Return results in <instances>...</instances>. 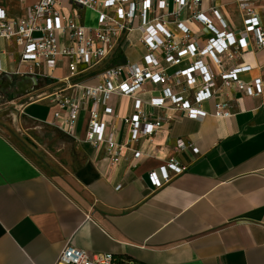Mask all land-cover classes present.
Segmentation results:
<instances>
[{"label": "crops", "instance_id": "obj_1", "mask_svg": "<svg viewBox=\"0 0 264 264\" xmlns=\"http://www.w3.org/2000/svg\"><path fill=\"white\" fill-rule=\"evenodd\" d=\"M37 1L26 0V4ZM0 5L11 16L24 14L25 4L17 0H0ZM212 8L231 30L242 27L236 0H202L201 11L220 28ZM168 10H175L173 0H168ZM88 12L82 11V18L89 25ZM262 16L264 20V0ZM153 17L150 13L149 19ZM190 17L188 9L180 15L191 36L203 44L212 34ZM140 24L138 19L136 26ZM167 26L177 38L183 36L175 24ZM146 53L136 29L120 41L108 64L138 62ZM14 58L15 63L6 59L8 73L0 75V99L7 97L0 106L14 107L17 123L26 116L47 125L54 136H60L64 147L76 149L80 161L70 177L73 185L50 178L5 132L1 123L9 118L0 113V264H56L68 244L110 253L115 264H264V95L248 96L232 89V115L214 116L216 100L211 99L202 105L208 112L202 120L169 106L148 104L146 109L153 117L165 119L163 131L152 145L142 139L113 164L104 150H96L86 141L87 110L70 135L52 123L48 100H32L64 82L70 73L68 60L58 62L52 77H42L14 74L19 67L18 56ZM236 62L251 66L240 75L245 82L264 80V48L245 53ZM189 63L185 60L170 73ZM102 69H88L77 78L96 83ZM20 80L23 85L15 89ZM164 88L148 83L139 97L148 102ZM185 89L183 81L176 92ZM133 102L128 96L111 100L115 110L112 123L119 130L120 143L127 141L124 118L134 111ZM36 105L45 108L43 116L29 112ZM135 150L148 155L136 158ZM172 156L187 169L156 189L149 173L159 172Z\"/></svg>", "mask_w": 264, "mask_h": 264}, {"label": "built area", "instance_id": "obj_2", "mask_svg": "<svg viewBox=\"0 0 264 264\" xmlns=\"http://www.w3.org/2000/svg\"><path fill=\"white\" fill-rule=\"evenodd\" d=\"M17 1L25 4L23 15L11 16L0 5V75L8 73L6 59L9 57L15 63V55L19 67L14 74L23 76L52 77L58 62L67 59L69 76L52 92L41 91L38 99L49 101L52 123L70 135L77 128L81 113L87 110L90 117L86 141L96 150H104L113 164L142 139L152 145L163 131L165 119L153 117L146 109L148 104L157 108L169 106L202 120L208 115L202 105L211 99L216 100L214 116L232 115V89L248 96L264 95V80L245 82L240 75L250 71L251 66L236 62L245 53L264 48L262 0H236L243 17L242 27L236 30H231L220 12L212 8L221 24L220 28L215 27L200 9L202 0H173V12L168 10V0H38L31 5L26 0ZM184 9L190 10L191 21L204 24L211 32L203 44L191 36L190 29L181 21ZM82 11L94 13L95 23H84ZM150 13L153 19H149ZM138 19L141 24L136 26ZM170 22L181 31V38L168 29ZM136 29L147 49L142 60L108 64L120 41ZM182 41L186 44L182 45ZM185 60L190 61L187 68L170 73ZM97 67L103 69L96 83H84L77 78ZM183 81L187 89L179 94L176 88ZM148 83L165 88L145 102L139 94ZM113 96H128L134 101V111L124 118L128 125L125 143H120L119 130L112 123ZM145 155L148 153L141 150L135 152L136 158ZM186 169L172 156L159 172H150L149 178L159 189ZM56 264H115V258L110 253H94L68 244Z\"/></svg>", "mask_w": 264, "mask_h": 264}, {"label": "rangeland", "instance_id": "obj_3", "mask_svg": "<svg viewBox=\"0 0 264 264\" xmlns=\"http://www.w3.org/2000/svg\"><path fill=\"white\" fill-rule=\"evenodd\" d=\"M91 12H88V23L94 24ZM38 95H34L33 99H38ZM6 98L0 99L4 101ZM45 108L36 105L29 112L43 116ZM0 113L8 116L6 123H1L5 132L11 137L12 141L24 151H26L32 159L37 163L43 173L53 178L57 182L73 185L71 178L73 171L78 167L80 159H78L76 149L71 145L64 147V142L60 136L52 134L49 127L45 124L34 122L24 116L18 121L13 119L14 107L0 106ZM17 125L13 127V125Z\"/></svg>", "mask_w": 264, "mask_h": 264}, {"label": "water", "instance_id": "obj_4", "mask_svg": "<svg viewBox=\"0 0 264 264\" xmlns=\"http://www.w3.org/2000/svg\"><path fill=\"white\" fill-rule=\"evenodd\" d=\"M23 83H24V80H20V81L16 82L15 89H19V87H21L23 85ZM15 96H16V94H15Z\"/></svg>", "mask_w": 264, "mask_h": 264}, {"label": "snow or ice", "instance_id": "obj_5", "mask_svg": "<svg viewBox=\"0 0 264 264\" xmlns=\"http://www.w3.org/2000/svg\"><path fill=\"white\" fill-rule=\"evenodd\" d=\"M110 2H111V0H110Z\"/></svg>", "mask_w": 264, "mask_h": 264}, {"label": "trees", "instance_id": "obj_6", "mask_svg": "<svg viewBox=\"0 0 264 264\" xmlns=\"http://www.w3.org/2000/svg\"><path fill=\"white\" fill-rule=\"evenodd\" d=\"M115 258V257H114ZM116 259V258H115Z\"/></svg>", "mask_w": 264, "mask_h": 264}]
</instances>
